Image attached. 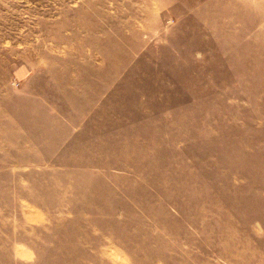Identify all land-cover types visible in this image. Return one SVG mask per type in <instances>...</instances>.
<instances>
[{
	"label": "rangeland",
	"instance_id": "obj_1",
	"mask_svg": "<svg viewBox=\"0 0 264 264\" xmlns=\"http://www.w3.org/2000/svg\"><path fill=\"white\" fill-rule=\"evenodd\" d=\"M0 264H264V0H0Z\"/></svg>",
	"mask_w": 264,
	"mask_h": 264
}]
</instances>
